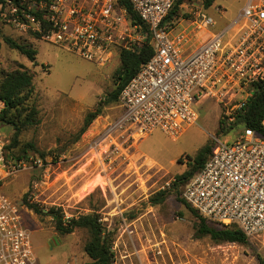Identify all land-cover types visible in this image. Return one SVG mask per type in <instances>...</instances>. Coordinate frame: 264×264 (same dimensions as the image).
<instances>
[{"label":"built area","instance_id":"obj_1","mask_svg":"<svg viewBox=\"0 0 264 264\" xmlns=\"http://www.w3.org/2000/svg\"><path fill=\"white\" fill-rule=\"evenodd\" d=\"M176 2L0 0L4 24L99 66L119 58L122 51L153 48L152 58L121 91V114L95 143L103 170L113 169L125 151L137 150L157 130L179 139L199 119L195 106L207 99L219 103L228 128L264 83V0H247L238 16L217 32L210 31L219 23L209 14L214 5L208 8L207 0H186L179 16L166 22ZM216 11L225 15L222 7ZM4 107L0 101V114ZM232 132L213 137V152L185 185L182 199L203 219L237 225L250 240H259L264 237V137L244 127L227 140ZM8 145L0 128V264H39L33 233L23 219L26 206L11 199L5 186L33 163L42 167L43 161L13 159ZM44 184H34L33 194ZM113 203L120 208L119 202ZM70 219L66 214L65 220ZM143 219L138 212L101 216L105 233L114 235L112 264H192L165 230H143Z\"/></svg>","mask_w":264,"mask_h":264},{"label":"rangeland","instance_id":"obj_2","mask_svg":"<svg viewBox=\"0 0 264 264\" xmlns=\"http://www.w3.org/2000/svg\"><path fill=\"white\" fill-rule=\"evenodd\" d=\"M246 3L247 0H216L209 14L219 24L210 31L217 32L233 21ZM217 7L225 9L224 16L216 11ZM0 26V80L16 69L30 70L34 74L40 118L38 126L21 132L18 145L9 154L21 156L27 163L37 158L43 161L42 167H34L33 163V168L19 173L6 184L5 192L11 199L24 203L27 196L42 210L55 208L70 218L95 213L103 217L119 211L128 215L138 212L144 217L143 230H165L181 245L180 252L188 256L192 264H198L197 261L201 264H259L256 255L264 257V237L251 240L248 245L216 244L210 237L198 239L195 237L197 220L182 202L186 183L177 182V177L191 170V161L204 147L214 146L213 137L220 136L222 108L218 102L207 99L195 106L199 119L186 128L179 139L174 140L157 130L140 142L137 150L125 151L113 169L107 168L106 162L107 170H103L95 143L108 124L121 114L117 103H106L117 87L115 73L121 65L120 57L99 66L33 34L23 35L13 25L1 21ZM7 38L37 49L38 64L10 48L5 42ZM99 104H104L101 116L79 136L87 114ZM0 128L10 145L16 133L14 127L0 122ZM238 132L239 128L226 139H235ZM42 180L45 184L33 194L34 184ZM161 191L168 192L167 199L160 205L151 204V198ZM116 201L120 208L113 203ZM25 209L22 210L24 223L33 233L39 264L90 261L85 253L87 230L60 235L52 217Z\"/></svg>","mask_w":264,"mask_h":264},{"label":"trees","instance_id":"obj_3","mask_svg":"<svg viewBox=\"0 0 264 264\" xmlns=\"http://www.w3.org/2000/svg\"><path fill=\"white\" fill-rule=\"evenodd\" d=\"M186 0H177L174 9L166 19V22H172L175 17L179 16L180 6ZM216 0H207V7L212 8ZM128 9L131 15L132 8L126 2H122ZM139 22L138 17L134 16ZM1 24V19H0ZM1 31V26H0ZM36 38V36H34ZM6 44L13 50L18 51L25 56L29 61L37 65L38 50L30 44L19 43L13 39L7 38ZM154 55V50L151 46H145L140 52L122 51L120 53L121 65L115 73L116 89L110 94L107 104L119 103V96L124 87L137 75L141 66L147 63ZM0 101L5 105L4 110L0 114V122L7 125H12L16 131L11 144L8 146V151H12L19 143V137L23 130L40 124L39 110L36 106V89L34 85V74L25 68H19L14 71L6 73L2 80H0ZM104 104H99L96 110L87 114L84 125L79 132L82 136L93 122L102 114ZM264 119V83L259 85V90L248 105L243 109L239 115V120L229 126L231 131H235L244 127L256 131L259 135L264 137V128L262 121ZM228 127V128H229ZM223 119L220 121L219 134L228 133V129ZM214 146L204 147L199 154L191 162V170L185 174L177 177V182H185L186 184L205 166L210 155L212 154ZM9 157L18 161L22 160L21 156L12 153ZM44 157V155H43ZM168 197V192L161 191L150 200L153 205L162 204ZM187 208L197 220L195 237L202 239L210 237L216 244L231 243L248 245L251 240L237 226H222L218 223L209 222L203 219L199 213L187 204ZM24 204L26 208L35 212L37 215H45L53 218L55 229L60 235H71L78 229H84L88 232V240L85 245V253L90 261L86 264H112L113 254L111 247L114 242L113 234H106L103 223L101 222L100 214H88L75 217L70 220H65V215L62 210L55 208L44 211L39 205L31 203L28 197L25 196ZM259 264H264V257L260 254L256 255Z\"/></svg>","mask_w":264,"mask_h":264}]
</instances>
